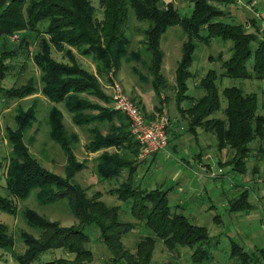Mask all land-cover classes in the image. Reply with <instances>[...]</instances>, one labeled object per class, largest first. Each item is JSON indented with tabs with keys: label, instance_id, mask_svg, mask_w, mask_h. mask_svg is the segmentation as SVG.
<instances>
[{
	"label": "trees",
	"instance_id": "1",
	"mask_svg": "<svg viewBox=\"0 0 264 264\" xmlns=\"http://www.w3.org/2000/svg\"><path fill=\"white\" fill-rule=\"evenodd\" d=\"M221 1H228V4L232 2ZM193 2L191 13L182 16L171 2L163 4L162 0H100L102 18L97 19L90 0H0V38L21 29L39 32L41 37L38 36V49L33 54V60L40 69V92L53 102L62 101L76 125L95 122L108 124L106 133H102L97 126L91 128V138L86 148L88 151H96L125 144L124 148L130 152L103 151L97 157L96 170L102 178H117L122 169H127L126 178L109 191L128 206L134 217L144 219L147 229L161 238L170 250L180 246L191 247V258L199 263L210 255L206 248L210 237L207 228L194 223L181 210L174 208L176 205L170 203L167 195L168 188L157 186L148 189L133 180V160L130 155L137 156L140 146L130 132L128 117L124 112L122 114L117 109L103 106L88 97L93 95L98 99H107L100 89L97 73H113L110 70L119 66L121 58H130L127 57L128 42L122 30L129 11L139 21L148 20L152 24L145 31V45L151 55L147 68L154 78L151 86L155 93L160 86L158 79L161 78L163 56L159 39L166 28L174 24L181 25L188 36H201L199 30H206L203 39L218 37L231 41L230 54L222 60L223 70L220 75L262 79L264 39L259 38L256 29L249 31L245 23L212 19V11L217 7L212 0ZM40 24L41 30L38 28ZM189 46V42L183 44L182 58L176 71L177 103L188 95L185 90L189 75L186 76L184 67L188 63ZM52 47L59 51L65 50L69 57L74 55L72 48L79 50L82 55L90 56L96 64V74L82 66L57 61L51 56ZM133 54L139 57L138 50ZM132 70L141 79H145L136 67ZM215 79L214 70L200 78L198 83L205 88L206 93L199 96L192 106H188V113L193 115L190 129L193 128V123L204 124L217 137V148H231L232 155H229L230 160L227 162L232 171L244 175L247 159L252 152L256 159L264 161V102H259L255 92L244 91L242 87L235 85L224 86L221 90L226 99L224 118L209 117L220 106ZM34 90V86L30 85L16 93L11 90V95L23 97ZM48 123L50 137L61 146L66 155V174L62 176L47 171L11 134L9 138L16 150L12 153L6 170V187L10 195L19 199L28 196L34 189H37L36 197L41 201L63 198L80 223L78 226L62 227L38 216L31 209H25L22 216L29 225L38 226L40 234L34 237L21 231L20 236L26 248L20 254L13 252L17 264H31L41 252L50 247H64L74 252L76 262L58 258L41 264H87L85 261L90 259L92 253L86 245L88 234L85 227L88 225L97 229L98 238L110 251L111 257L107 264H148L152 257L154 238L150 235L142 238L135 252L123 247L121 237L129 229V224L120 219L119 205H106L98 198L87 199L86 189L72 180L75 172L83 167V162L76 159L72 149V143L78 136L67 131L63 114L55 105L48 110ZM255 141L257 144L252 147L251 143ZM15 157H22V161L19 162ZM257 170L258 168L256 172ZM240 188L242 189L236 195L228 198L227 210L248 212L252 208L248 188L243 185ZM0 210L15 214L17 206L11 198L0 194ZM13 244V235L7 225L0 222V249L11 251ZM197 251L204 253L205 258L197 256ZM229 254L238 264H264L263 247L250 251L231 240ZM165 264L176 262L169 260Z\"/></svg>",
	"mask_w": 264,
	"mask_h": 264
},
{
	"label": "rangeland",
	"instance_id": "2",
	"mask_svg": "<svg viewBox=\"0 0 264 264\" xmlns=\"http://www.w3.org/2000/svg\"><path fill=\"white\" fill-rule=\"evenodd\" d=\"M217 7L213 9L212 19L217 21L237 22L231 15L234 13L233 7L228 5V1L212 0ZM94 7V16L97 19L102 18V6L100 0H90ZM171 2L173 7L177 8L182 16H187L191 13L194 2L193 0H162V3ZM130 10V9H129ZM214 19V20H215ZM42 24L38 26L41 30ZM152 25L148 20H141L135 18L132 11H129V17L124 21L122 30L123 35L127 39L128 59L121 58L119 66L113 70V77L115 83L122 89L123 94L131 101L136 103L142 110L145 117L149 115L156 116L163 106L173 111H177V86H176V71L178 64L182 58V46L185 42H189V57L188 63L184 67L186 72V90L188 94L182 97V100L188 106H192V96H201L206 93V90L199 82L200 78L207 76L211 70L216 73L215 82L219 90V104L220 106L209 115L213 118H224V106L226 99L221 94V90L225 85H235L242 87L244 91L255 92L258 95L259 102H264V80L256 79H242L235 77H228L220 75L223 70L222 60L227 58L230 54L229 47L232 44L230 40H223L221 38L212 37L209 40L203 39L206 30H199L201 36H188L184 29L179 24H174L166 28L163 35L159 39V48L162 51V61L160 69V79H158L159 89L154 92L151 86L153 76L147 68L150 59V53L147 51L145 31ZM249 30V29H248ZM254 29L250 30L253 31ZM39 32L32 29H21L14 31L6 37L0 38V194L8 196L15 202L17 212L15 214L0 210V222L7 225L8 230L14 237V244L12 250L0 249V264H17L13 257V252L22 253L26 245L23 242L20 233L26 231L27 233L38 237L40 234L38 226L29 225L22 216V211L31 209L36 212L38 216L55 222L62 227L78 226L79 219L73 213L67 200L63 198L51 199L49 201H41L36 197L37 189L23 199L14 198L7 190L5 174L15 148L12 147L10 141L11 134L14 135V140L22 143L23 147L29 155L35 157L39 164L47 171L64 176L65 165L67 163L66 155L61 146L50 137L48 110L51 106L57 105L63 111L64 124L68 132L75 133L78 139L72 143V149L75 153L76 159L86 160L87 153H85L84 144L89 138V133L79 125H75L70 121V113L64 108L61 102L54 103L40 92V69L33 60V54L38 49ZM46 36V35H45ZM44 36V37H45ZM41 37V35L39 36ZM189 37V38H188ZM5 51V52H2ZM73 57L66 56L65 50H56L51 48V56L61 63L68 65H78L87 70L96 71V64L90 56H85L79 53V50L72 48ZM139 52V57L133 54L135 51ZM137 68L139 73L145 78L141 79L135 74L132 68ZM100 84V89L107 99H98L93 95H89L90 100L103 102V106L113 107V90L112 79L108 73H97ZM111 80V81H110ZM111 82V83H110ZM34 86L35 90L23 97L12 96L16 91H22L28 86ZM140 92V95L139 93ZM190 95V96H189ZM145 105L149 108H145ZM170 106V108H169ZM118 112L124 114L121 110ZM193 115L188 113L185 116L186 121L183 122L182 131H188L192 122ZM194 131L200 128L206 131L207 127L204 124L193 123ZM207 137L204 136L205 144L203 148L213 155V157L220 160L219 162L225 165L224 175L218 183L220 187L224 188L229 194L228 198L235 194L234 187H229V180L241 181L242 184L249 190V199L255 205L252 211L235 212L236 222L234 220L224 221L219 224L213 221V216L216 213H223L227 219L229 212L225 204H221L225 197L219 201L210 193H205L201 197H197L195 201H186L182 206L184 210L174 206L176 210H181L189 217V212H192L197 206H202V215L199 217L197 224H204L209 231V243L206 246L209 252V258L203 259L196 263L191 258L193 248L180 246L177 249L170 250L161 238L156 237L145 226L144 219L134 217L130 212L128 206L121 200L116 198V195L111 193V182L101 183L95 175L94 163L87 162V166L75 172L72 180L79 183L86 189L87 199L94 200L96 198L102 200L106 205H119V217L121 220L128 222L129 229L121 237V242L124 248L135 252L136 246L142 242V238L150 235L154 238V247L151 260L148 264H165L172 260L176 264H238L234 258L229 254L230 242L234 240L242 245L244 249L255 251L256 249L264 248V161L255 158L252 152L251 157L247 159L246 169L244 175L247 180H243L244 175L234 173L231 165L227 161L232 155L231 148L227 147L219 149L216 146L217 137L209 131ZM13 139V138H12ZM168 139V138H167ZM257 142L251 143V146H256ZM21 150L20 148H17ZM195 151V150H194ZM181 158V154H176ZM185 156V154H184ZM16 158V157H15ZM19 162L22 157L16 158ZM165 159H162V163ZM86 163V161H84ZM171 163L168 164V166ZM152 165L140 183H154L159 172L165 171V165L155 169ZM256 168H258L256 172ZM168 181L169 178L166 177ZM170 184V183H169ZM153 187V185L151 186ZM173 189H169V200L176 202L173 196L180 193L175 185ZM53 188H56L53 187ZM164 188V187H162ZM221 188V189H222ZM54 190V189H53ZM97 194V196H96ZM226 211V214L224 213ZM235 219V217H234ZM194 222V220H193ZM196 223V222H195ZM220 228V232L219 229ZM88 234L87 247L91 250V257L85 262L87 264H107L111 257L107 246L98 238L97 229L93 225L85 227ZM197 256H203L204 253L197 251ZM64 258L68 262H76L75 253L67 250L64 247H50L44 252H41L31 264H41L44 261L56 260Z\"/></svg>",
	"mask_w": 264,
	"mask_h": 264
},
{
	"label": "crops",
	"instance_id": "3",
	"mask_svg": "<svg viewBox=\"0 0 264 264\" xmlns=\"http://www.w3.org/2000/svg\"><path fill=\"white\" fill-rule=\"evenodd\" d=\"M228 5L230 7H233L234 13L231 12V15L235 16L234 18L237 20V22L245 23L249 31L252 29H256L259 38L264 39V0H232V2L229 3ZM93 73L96 74V71H94ZM97 78L99 79L98 75ZM247 80L248 79H246V81ZM256 80L263 81L264 77L262 79H256ZM138 93L140 95V92ZM198 97L199 96L197 97L192 96V101H191L192 104L196 102V99ZM184 101L185 100H180L179 103L176 104L177 111L175 110L173 111L169 106L170 124L167 128L168 139H167L166 148L162 152L146 155L144 157L141 155V153H139V149L137 156L134 157L130 155L131 160H133L132 163L133 168L131 170L132 171L131 176L133 180H135V182L138 183L141 187H146L148 189L157 186L168 188V192H167L168 196L169 194H171V191H169V189L170 188L173 189L172 186L175 185V188L180 193H182V195L176 193V195L173 196L176 202L171 201L170 203L172 205H177V207L180 208L181 210H184V207L182 205L185 204L186 201H195L197 197H201L205 193H210V196L208 198H211V200H212V196L219 201L222 200V197H225V199L221 204L223 205L224 203L227 209L228 208L227 201H228L229 193L224 188L220 187L221 185L220 183H218V181H220L222 177H225L224 175L225 165L220 163L219 162L220 160L213 157L212 154H210L203 148V144L207 143L205 142L204 136L207 137L210 133L209 131H207L208 134L206 135H205L206 131L200 128H196L195 131L193 129H188V131L185 132L182 131L183 122L186 121L185 116L188 115V105ZM58 102H61L63 104L62 101H58ZM58 102H54V103H58ZM100 103L103 104V102ZM143 103L147 110L148 107L145 105V101H143ZM64 108L66 109L65 106ZM61 112L63 113L62 110ZM154 117H155L154 115H149L146 118L152 119ZM70 121L72 122L71 116H70ZM114 121L116 124L118 123L115 118ZM63 123H64V115H63ZM95 126L99 127L102 133H106L109 129L108 124L104 122H95L93 124L82 125L81 127H84L87 133H89V138L84 144L85 153H87L86 160H84L86 161V163H84V161L82 160H78V159L77 160L83 162V167L81 169L87 166V162L94 163V167H95L94 172L98 180H100L101 183L106 182V184L111 182L112 184L111 187H114L118 184V182H121L126 178L127 169H122L121 172L118 174L117 178H102L100 177V175L96 170L97 157L103 151H108V152L126 151L128 154H130V152L124 148L126 146L125 144L122 145L121 147L109 146L106 148H100L96 151H88L86 148V144L91 138V132H90L91 128ZM176 154H181V158L177 157ZM163 158L165 160L162 163L161 161ZM169 163L171 164L168 166ZM152 165L156 166L155 169L160 167V165L161 166L165 165L166 170L159 172L156 180L153 181L154 183H151V185H149L150 183L148 181L146 183H140L139 178L141 179L143 176H145L147 170ZM169 176H170V181L166 179V177L169 178ZM246 178L247 177H243L241 179L247 180ZM229 182H230L229 187H233L236 184L235 185L236 192L235 194H233L236 195L242 189L240 188V186L243 185L242 182L233 181L232 179L229 180ZM233 183L234 185H232ZM152 185L153 187H151ZM254 208L257 207H255V205L253 204L250 211L254 210ZM202 209H203L202 206H197L192 212H189V218L192 221L194 220V223L196 222V224L199 221L200 218L199 216L202 215ZM227 211L229 212V216H227L226 220H225L226 217L222 215L223 213H216V215L213 216V221L219 224V226L224 224L225 223L224 221H228V220H234L236 222L237 221L236 216H233L235 211H229V210ZM224 213L226 214V211ZM200 225H204V224H200ZM204 226L207 228L206 225ZM218 230L220 232V228Z\"/></svg>",
	"mask_w": 264,
	"mask_h": 264
},
{
	"label": "built area",
	"instance_id": "4",
	"mask_svg": "<svg viewBox=\"0 0 264 264\" xmlns=\"http://www.w3.org/2000/svg\"><path fill=\"white\" fill-rule=\"evenodd\" d=\"M110 74L113 108L121 110L128 117L130 132L140 146L141 155L144 157L162 152L167 146V128L170 124L167 107L163 106L154 118L147 119L141 108L123 94L122 89L115 83L112 72Z\"/></svg>",
	"mask_w": 264,
	"mask_h": 264
}]
</instances>
